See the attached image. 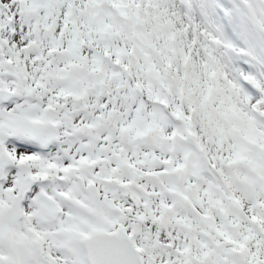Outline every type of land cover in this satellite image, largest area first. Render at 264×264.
Returning <instances> with one entry per match:
<instances>
[{
	"label": "snow or ice",
	"instance_id": "6c2138e0",
	"mask_svg": "<svg viewBox=\"0 0 264 264\" xmlns=\"http://www.w3.org/2000/svg\"><path fill=\"white\" fill-rule=\"evenodd\" d=\"M0 264H264V0H0Z\"/></svg>",
	"mask_w": 264,
	"mask_h": 264
}]
</instances>
